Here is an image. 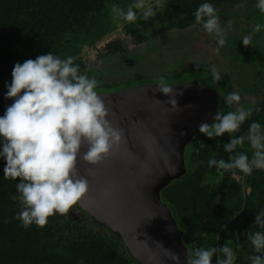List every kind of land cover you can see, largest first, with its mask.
Returning <instances> with one entry per match:
<instances>
[{
  "label": "trees",
  "instance_id": "1",
  "mask_svg": "<svg viewBox=\"0 0 264 264\" xmlns=\"http://www.w3.org/2000/svg\"><path fill=\"white\" fill-rule=\"evenodd\" d=\"M133 2L0 0V116L13 103L12 99H5V84L11 83L16 63L53 52L61 58L74 57L81 71L95 78L97 66L104 60L122 56L130 44L138 46L173 33L189 31L195 35L202 25L196 23L194 13L202 3L208 2L214 6L225 4L227 14H223V18L230 16V20L236 22V29L240 30L237 34L232 28L233 32L228 35L233 38L228 54L236 59L237 54L246 50L241 39L250 35L248 52H254L251 57L260 63L258 72L261 75L257 81L252 80V86H246L249 91L245 93L249 95L239 93L246 100L245 107H253V114L235 135L242 136L253 121L264 126V58H260L264 56V27L260 32L253 31L256 24L264 25V13L256 8V0H163L155 16L144 20L138 14L134 23L118 21L123 35L110 36L115 29L110 20L112 6L126 10ZM227 2L239 6L227 7ZM85 47L95 50L98 58L89 61ZM213 67V61L184 65L175 71V78L166 83L197 78L201 85L212 90L217 111H234L239 106L226 104L225 97L243 88L240 72L226 67L218 72L220 80L217 81L211 71ZM146 82L156 81L144 79L143 75L127 81L111 77L98 81L97 91L111 92ZM256 108L260 111H255ZM229 142L228 133L213 139L201 133L196 135L186 150L187 174L167 186L162 191V199L169 204L185 231L190 256L199 248L219 249L227 244L236 252V264H250L246 257L257 253L246 233L260 230L258 226L255 229L252 226L259 210L264 208V170L254 169L251 175H245L238 169L224 172L215 166L209 168L210 158L228 161L230 155L244 152L251 159L254 150L247 142L228 153L225 144ZM4 167L5 161L0 159V264H138L119 235L97 223L77 204L68 214L49 217L48 224L42 228L35 224L23 227L16 219L22 210V202L11 199L20 195L16 189L19 178L4 179ZM219 258L217 253L212 264Z\"/></svg>",
  "mask_w": 264,
  "mask_h": 264
},
{
  "label": "clouds",
  "instance_id": "2",
  "mask_svg": "<svg viewBox=\"0 0 264 264\" xmlns=\"http://www.w3.org/2000/svg\"><path fill=\"white\" fill-rule=\"evenodd\" d=\"M163 0H134L127 9L113 5L112 13L117 21L134 23L139 16L144 20L157 14ZM255 6L264 13V0H256ZM197 24L216 37L217 44H226L227 29L221 25L218 10L212 3H202L194 13ZM264 25L256 24L254 32H260ZM252 37L244 36L245 46L251 45ZM219 51V48H217ZM215 80L220 75L211 69ZM98 81L82 72L74 57L61 58L48 52L36 59L16 63L12 70V81L6 83L5 99L13 103L0 116V159L5 161L4 179H13L16 184L22 210L16 219L27 228L35 224L44 227L48 218L56 214L65 215L89 190L88 180L78 172L77 162L82 147L87 151L82 159L95 165L107 157L123 138L121 130L113 128L107 119V107L97 91ZM169 95L168 103L176 107L174 92L163 78L153 93ZM238 92L229 93L225 103L240 105ZM253 107L239 106L227 113L218 110L212 119L214 123H201L199 132L210 139L230 135L225 151L233 153L237 146L247 142L253 154L251 159L244 152L230 155L228 161L210 158L209 168L216 167L224 172L238 169L251 175L254 169L264 170V126L257 121L250 123L248 130L237 137L242 125L253 114ZM255 111H260L256 108ZM246 233L256 255L246 257L250 264H264V208L255 217L252 229ZM174 264H180L177 253L167 251ZM220 254L216 264H236L237 255L232 247L199 248L187 259V264H212L213 257Z\"/></svg>",
  "mask_w": 264,
  "mask_h": 264
},
{
  "label": "water",
  "instance_id": "3",
  "mask_svg": "<svg viewBox=\"0 0 264 264\" xmlns=\"http://www.w3.org/2000/svg\"><path fill=\"white\" fill-rule=\"evenodd\" d=\"M155 83H139L111 92H98L113 128L123 133L119 145L101 162L82 159L77 168L89 182L88 192L77 205L97 223L119 235L138 264H174L167 251L187 264L190 250L185 231L162 191L185 176L186 150L201 123H214L217 112L212 90L197 78L170 83L176 107Z\"/></svg>",
  "mask_w": 264,
  "mask_h": 264
},
{
  "label": "rangeland",
  "instance_id": "4",
  "mask_svg": "<svg viewBox=\"0 0 264 264\" xmlns=\"http://www.w3.org/2000/svg\"><path fill=\"white\" fill-rule=\"evenodd\" d=\"M224 5L221 3L218 6H214L218 10L221 25L227 29L229 21L232 24L231 29H227L226 38L229 39L223 47L217 44L214 35L208 34L203 28L199 29L195 35H191L189 31L180 34L173 33L171 36L159 37L154 40L150 39L138 46L128 45L122 56H115L107 61L104 60L102 65L97 66L94 71L95 78L99 82L108 80L111 77H117L127 81L143 75L144 79L160 82L161 78H163L167 82L174 79L176 70L184 67V65L187 67L213 61L214 68L217 72H221L223 69L225 70L226 67L231 71L240 72L243 88L241 90L238 89L237 92H248L249 89L246 86H252L254 83L252 80L257 81V78L261 75L258 72V65L260 63L255 62L251 57L254 52H248V46L245 47L246 50H242L241 54L236 55V59L228 54V52H231L229 51L230 40L233 39L228 35L230 32H233L232 28L237 31V34H240V30L238 31L236 29V22L230 20V16L227 19L223 18L222 15L227 14V9L224 8ZM226 5H228L227 7L239 6L238 4L232 5L228 2ZM110 16L111 24L115 27L110 36H122L123 30L120 24L114 19L113 13ZM217 48H219V51H217ZM85 51L89 61H94L98 58L96 57V51L92 48L85 47ZM260 58H264V56ZM235 67L237 68L236 70ZM259 91L262 92L260 89ZM246 94L249 95L248 93ZM241 96L243 95L241 94ZM241 105L246 106V100L243 99L238 106Z\"/></svg>",
  "mask_w": 264,
  "mask_h": 264
},
{
  "label": "flooded vegetation",
  "instance_id": "5",
  "mask_svg": "<svg viewBox=\"0 0 264 264\" xmlns=\"http://www.w3.org/2000/svg\"><path fill=\"white\" fill-rule=\"evenodd\" d=\"M222 71H224V69L222 70ZM185 81V80H184ZM157 82V81H156ZM146 83H155V82H146ZM168 84H170V83H168ZM132 87V86H131ZM129 88V87H128ZM120 90V89H119Z\"/></svg>",
  "mask_w": 264,
  "mask_h": 264
}]
</instances>
